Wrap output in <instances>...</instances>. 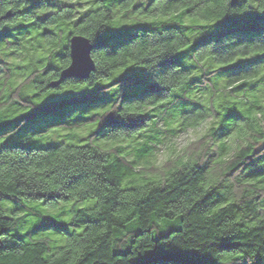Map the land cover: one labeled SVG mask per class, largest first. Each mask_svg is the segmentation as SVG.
<instances>
[{
	"label": "trees",
	"instance_id": "1",
	"mask_svg": "<svg viewBox=\"0 0 264 264\" xmlns=\"http://www.w3.org/2000/svg\"><path fill=\"white\" fill-rule=\"evenodd\" d=\"M73 35L95 69L53 86ZM39 117L76 143L0 147V264H264V0H0V138Z\"/></svg>",
	"mask_w": 264,
	"mask_h": 264
},
{
	"label": "rangeland",
	"instance_id": "2",
	"mask_svg": "<svg viewBox=\"0 0 264 264\" xmlns=\"http://www.w3.org/2000/svg\"><path fill=\"white\" fill-rule=\"evenodd\" d=\"M59 58L61 56H58ZM56 66L52 67L55 68ZM66 87H62L60 89H50L49 90V98L51 97L52 100H56L59 98H62L66 95ZM36 91V88H31L30 90L27 91L28 94L34 93ZM44 94H40L38 98H36L34 101L35 103H41L45 101V97L43 96ZM50 100V99H49ZM88 104H82L79 108L78 111H82L87 107ZM103 106H100L98 104H95L91 107V109L87 112L88 114H91L93 112L98 111L99 109H103ZM87 113H82V114H87ZM76 115V113H71L67 116V118H72ZM44 121V118H37L31 124L30 122H24L25 124L21 127V130L16 133V137H2L0 138V147L4 145H21L23 147H33V148H45L51 145H55L56 143L63 142V143H76L71 142L68 139H65L66 136V131L65 130H60L57 133H50L47 136L40 137L38 136L39 134L35 133V131H38L42 124H40L38 121ZM209 121H204L200 125H198L196 128L189 129L183 133H179L174 138H171L172 146H175L177 150H179L184 143H186L187 140L193 139L196 136H199L200 133L205 129V127L208 125ZM160 124H163V122H160ZM94 125H87L86 126V132L90 128H93ZM100 130H102L100 128ZM241 133V132H240ZM233 134L234 136V141L237 139L238 141L241 140L242 135H238L236 131L234 130ZM239 136V137H238ZM165 139V138H164ZM169 142V140L166 142V144ZM81 143V142H79ZM171 146V147H172ZM167 147V146H166ZM168 149L165 148V146H160V149L157 150L156 156L159 160L164 159ZM25 202L28 204V206L34 208L35 210H38L39 212L46 214V215H51V216H56L59 221H66L71 217V213H67L66 211H69L71 209H77L79 207H91L93 205L94 200L93 199H88L85 201H82L79 204H75L74 201L67 200V201H57L55 203H49V204H43L40 201H35V200H25ZM8 205L9 208H8ZM0 207L6 210V213H10L11 209H15L16 205H12V202L9 200H0ZM8 208V209H7ZM61 211H64L65 213L60 214ZM30 221L36 220L35 216H30L29 217ZM27 228V225L22 228V231ZM50 230H41L33 234V237L39 236L41 233V236H50Z\"/></svg>",
	"mask_w": 264,
	"mask_h": 264
},
{
	"label": "water",
	"instance_id": "3",
	"mask_svg": "<svg viewBox=\"0 0 264 264\" xmlns=\"http://www.w3.org/2000/svg\"><path fill=\"white\" fill-rule=\"evenodd\" d=\"M92 44L88 38L82 35H73L69 41V58L70 61L64 67L57 80L51 85H58L61 81L69 77H79L86 79L95 69L94 60L91 56ZM107 120L114 121L112 114H108Z\"/></svg>",
	"mask_w": 264,
	"mask_h": 264
}]
</instances>
